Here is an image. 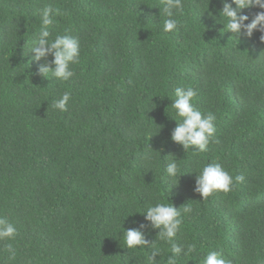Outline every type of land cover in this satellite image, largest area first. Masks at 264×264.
<instances>
[{"label": "trees", "instance_id": "1", "mask_svg": "<svg viewBox=\"0 0 264 264\" xmlns=\"http://www.w3.org/2000/svg\"><path fill=\"white\" fill-rule=\"evenodd\" d=\"M46 5L63 11L52 36L81 43L69 81L40 74L45 61L30 50ZM183 5L167 33L162 0H0V215L18 229L0 241V264H148L152 246L128 249L123 234L148 225L143 213L157 202L192 209L181 208L175 242L195 251L176 264H203L213 250L232 264H264V32L226 31L222 0ZM261 11L244 9L245 23ZM189 86L195 106L216 116L218 142L206 152L171 139L174 90ZM64 92L67 112L52 107ZM211 163L244 180L203 200L196 176ZM142 231L166 264L171 245Z\"/></svg>", "mask_w": 264, "mask_h": 264}, {"label": "clouds", "instance_id": "2", "mask_svg": "<svg viewBox=\"0 0 264 264\" xmlns=\"http://www.w3.org/2000/svg\"><path fill=\"white\" fill-rule=\"evenodd\" d=\"M222 2L223 9L220 11L219 17L224 20V23H222L224 29L234 33L237 39L242 36L250 38L256 30L264 32V11L258 12L251 23H245L249 17L242 14L244 9L253 6L264 9V0H233L235 7L228 0H222ZM159 9L161 14L167 17L163 19V31L167 33L177 31L180 27V21L176 17L184 14L183 0H162V9ZM207 10L208 8L204 11ZM54 15L61 16L63 11L51 5H46L39 10L40 29L30 50L34 53L36 61H45L39 68L40 74L46 77L50 73L57 80L69 81L75 75L74 66L81 61V43L78 37L67 34L52 36L49 26L53 24ZM260 39L264 41V35ZM50 56L52 59L49 61ZM174 96L175 99H172L171 106L175 109V117L171 118L177 121V127L172 130L171 139L180 144L186 152L189 148L197 152H206L210 143L218 142L215 140V114L212 112L203 113L195 106L194 99L197 96V91L191 86L186 88L176 87ZM71 99V94L64 92L60 98L52 102V107L61 112H67ZM144 159L150 161L152 154L146 152ZM178 173L177 160L173 159L166 166L167 177L174 181ZM243 180V176H236L234 179L220 163H211L204 166L197 173L194 191L200 194L203 200H207L215 192H231L235 183ZM181 208L183 214L192 211L187 204ZM181 208L177 209L170 202H157L149 206L146 212L143 213L146 214L145 219L149 222L148 225L125 230L123 236L126 247L136 250L152 246L147 261L148 264H158L156 257L160 256V249L155 247V243L150 244L144 231H142L147 226L153 230H159L157 240L171 245L172 255L168 256L166 264H176L177 257H186L194 252V245L184 246L175 242L183 224ZM17 235L18 229L15 224L6 216L0 215V241L15 240ZM4 251L9 254L10 259L14 260L16 258L17 252L12 243H5ZM203 264H232V262L225 259L221 253L213 250L205 256Z\"/></svg>", "mask_w": 264, "mask_h": 264}]
</instances>
